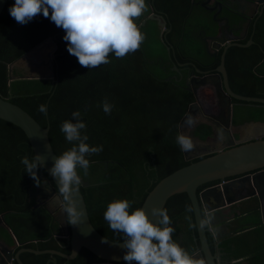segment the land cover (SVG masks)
<instances>
[{
	"label": "trees",
	"instance_id": "1",
	"mask_svg": "<svg viewBox=\"0 0 264 264\" xmlns=\"http://www.w3.org/2000/svg\"><path fill=\"white\" fill-rule=\"evenodd\" d=\"M152 1L155 7L177 10L175 15L166 17L170 30L164 33L178 58L170 53L165 59L153 60L141 43L137 51L123 58L110 54L109 63L92 69L81 66L68 53L64 30L42 13L21 25L9 13L15 0H7L0 13V96L22 107L40 125L49 126V140L57 156L72 146L60 131L62 122L72 119L74 111L82 113L86 124L82 132L89 137L87 143L102 146L103 150L87 157L90 161L87 175L78 169L83 181L80 190L93 226L115 241L123 240V234L112 231L103 218L109 202L128 199L132 202L130 211L140 208L147 193L161 178L204 157L187 160L176 143L179 122L195 101V93L173 76H177L173 66L179 68L177 60L192 61L188 48L192 43L197 44L194 50L199 51L200 58L201 53L206 55L202 44L197 43L199 37L187 25L190 0H181V3L168 0L166 5L162 0V4ZM164 33L161 37L166 48ZM249 37L254 40L251 46H234L226 53L229 86L238 94L264 97V12L256 19ZM47 38L56 44L52 77L31 76L13 65ZM9 64H12L10 71ZM105 99L113 105L111 114L103 111ZM232 99L236 104L254 105L264 112V103ZM41 104L46 105L47 115L38 111ZM211 132V126L206 123L198 124L194 130L201 139L208 138ZM23 156L29 159L34 156L27 136L20 127L0 118V215L4 216L7 226L1 232L11 243H18L14 252L31 247L69 253V238L64 236L60 223L47 209L34 207L31 193L36 183L25 172L21 163ZM42 172L45 173L43 168L37 170L40 180ZM213 183H204L197 191ZM188 206L192 207L191 201L182 192L170 196L163 209L167 210L171 226L175 228L173 238L195 253L199 241L196 226L190 227L195 222L193 209L187 212ZM238 227L236 231L246 226ZM207 238L213 250L212 234L207 233ZM245 241L238 234L226 239L223 245L233 259L253 258L254 252H243ZM19 257L23 264H90L101 260L86 248H81L71 260L58 254L29 251L21 252Z\"/></svg>",
	"mask_w": 264,
	"mask_h": 264
},
{
	"label": "clouds",
	"instance_id": "2",
	"mask_svg": "<svg viewBox=\"0 0 264 264\" xmlns=\"http://www.w3.org/2000/svg\"><path fill=\"white\" fill-rule=\"evenodd\" d=\"M148 11L146 0H15L9 8L10 16L21 25L41 13L50 18L64 30L68 53L88 69L109 63L110 54L123 58L137 51L145 37L136 21ZM102 108L105 114H111L113 105L105 99ZM38 111L47 115L46 105L41 104ZM71 115L72 119L62 122L60 131L72 146L55 156L48 171L56 181L57 200L63 206L67 222L77 225L83 216L75 198L82 183L78 169L87 175L90 167L87 157L103 149L87 143L89 137L82 132L86 128L82 113L77 110ZM194 123L191 116L185 121L188 126ZM218 131L223 138V131ZM176 143L185 153L195 148L191 137L184 133L177 135ZM42 161L40 154L32 159L21 157L25 172L37 187L46 183L37 175V170L45 166ZM131 207L132 202L128 199H115L108 203L103 213L108 227L123 234L121 246L127 250L123 256L127 264H206L203 257L197 258L196 253L189 252L173 238L175 228L171 226L172 220L166 209H151V215L158 217V222L154 223L144 208L130 211ZM191 211L192 207L188 206L187 212ZM208 223L209 219L205 218L201 226Z\"/></svg>",
	"mask_w": 264,
	"mask_h": 264
},
{
	"label": "water",
	"instance_id": "3",
	"mask_svg": "<svg viewBox=\"0 0 264 264\" xmlns=\"http://www.w3.org/2000/svg\"><path fill=\"white\" fill-rule=\"evenodd\" d=\"M6 1L7 0H0V13ZM150 18L157 20L159 23L158 25L161 27L162 34L165 23L153 16ZM208 38L215 39L219 42L222 41V39L215 36ZM46 43H50L53 45L54 49L56 48V44L53 42L52 38H47L34 46L28 54L36 52ZM228 45L224 48L221 54L220 64L216 68L219 74L216 75L215 87L223 93L229 103L232 98L246 103H264V97L242 95L231 90L224 66V55ZM205 48L206 51L209 52V47L206 42ZM28 54L23 57H26ZM8 67L10 71L12 64H9ZM52 76L53 71L43 77ZM202 84H205V81ZM193 92L196 96V91ZM193 107L191 105L180 120V133L183 122L193 113ZM0 118L13 123L23 130L29 140L34 155L40 154L43 157L42 163L45 165L43 170L53 183L52 190L56 192V181L48 171L52 166L55 156H57L49 140V126L40 125L35 118L22 107L1 96ZM243 132L245 136L241 140H238L236 144L223 146L210 154L202 155L204 157L179 167L161 178L147 193L140 207L144 208L149 218L156 223L158 222V217H153L151 215V209L153 207L164 208L170 196L185 192L191 201L197 230L196 239L199 241L195 253L197 254V258L203 257L206 260V264H218L215 254L210 248L207 233L211 232L218 243H220L218 232L221 228L229 226L233 234H236L238 232L236 231L238 229V227H236L238 221H233L234 218L231 214L227 213V209L233 204H237L236 207H238V202L259 193L260 182L261 179L264 178V121H247L243 123ZM184 154L187 160L198 157L197 155H189L188 152H184ZM45 173L42 172L41 181L47 177ZM49 180L46 182L48 185H51ZM210 181H220V183L207 187L202 191H197L200 185ZM81 184H83V181ZM39 187H41V185ZM210 195L213 196V203H211L208 198ZM55 196L57 198V192ZM75 198L79 201L78 210L83 212V216L79 224L71 225L67 222L66 214L64 213L67 228L64 229L63 232L64 236L69 238V253H64L56 249L38 250L31 247H21L14 252V249L11 250L8 246L4 245L0 239V264H15V262L23 264L19 255L24 251L36 254H58L67 260H71L77 256L81 248L88 249L98 258L106 262H126L123 256L127 250L121 246L123 240H111L102 235L93 226L89 219L86 203L80 188ZM261 201L262 198H260V212L262 213L263 206ZM233 212H235V210H233L232 213ZM205 214H207V217ZM243 215H246V213L237 214L236 219L242 220ZM205 218L209 219V223L207 226H201V222ZM0 224L1 227H7L3 215H0ZM0 237L3 238L2 234H0Z\"/></svg>",
	"mask_w": 264,
	"mask_h": 264
},
{
	"label": "flooded vegetation",
	"instance_id": "4",
	"mask_svg": "<svg viewBox=\"0 0 264 264\" xmlns=\"http://www.w3.org/2000/svg\"><path fill=\"white\" fill-rule=\"evenodd\" d=\"M162 1L165 5L168 2V0ZM146 2L149 5V11L145 12L144 15L136 21L140 30L142 27L146 26L148 20L151 19L150 17L153 16L165 23L162 34L164 32L168 33L170 29L166 25V17L175 15L177 10L168 6H166L168 10L160 8V6L155 7L153 6L152 0H146ZM157 2L161 3V0H157ZM178 3H181V0H178ZM198 8L204 11L203 14L206 18L204 17L203 21L198 22L199 28L193 32L197 35V37H199L200 43L202 44L205 52V42L207 43L209 52H206L205 57L203 56V58H200L199 51H197L198 53L193 51L194 53H192L189 57L192 61L177 60L176 63L179 64V68L173 66L177 72V76H173L176 79L178 78L179 80H182L188 88L196 91L195 101L190 104V106H194V111L190 116L194 119L195 123L192 126H188L185 124V120L182 124L181 133L183 132V127H189L192 136L195 139L206 142L210 141V147L209 145H205L196 148L194 151L188 152L189 155H197L200 157L202 155L210 154L214 150L223 146L236 144L238 140H241L245 136V133L243 132V123L253 121L244 118L243 107L240 108V121H233V112H235L237 106L243 104H236L233 102V99H231V102L229 103L223 93L217 90L215 87V81L216 75H218L219 72L216 68L220 64V58L224 48L229 44L224 55V66L229 83V75L225 65L226 53L234 46L247 48L253 44L254 40L249 36L251 34V29L255 26L256 19L264 12V0H190L188 16L193 10ZM166 33H164L163 37L167 41L166 43L168 46L166 49L168 51V55L170 56V53H173V57L175 56V58H178ZM212 36L218 37L222 39V41L219 42L215 39L208 38ZM170 49L173 51L171 52ZM183 57L185 56H182V58ZM24 59H26L29 71L32 72L34 70H42L46 74H50L53 70L55 49L52 44L46 43L43 48L41 47L36 52L28 54L24 57ZM218 59L219 62H217ZM204 81L205 84H202ZM204 96H209V99H204ZM200 123H206L211 126V135L206 139H201L199 136L194 134L196 126ZM218 130L223 131V138H221ZM48 180L49 177L47 176L42 180V182H46ZM218 183H220V181H215L212 185L205 186L199 191ZM52 186V182L51 185H48L47 182L43 183L41 184V187H37L35 185L34 190L31 193V197L35 201L34 207H43L47 209L56 221L60 223L62 231H64V229L67 228L65 224V215L62 209V204L58 202L55 196L57 190L56 192L53 191ZM262 187L264 186L260 184V193L264 197V190H262ZM236 205L237 204H233L227 209V213L233 216V221H238L236 218L237 214H239V208L236 207ZM233 210H235V212L232 213ZM238 226L239 224L236 227ZM2 230L3 229L0 224V232ZM209 233L212 234L211 232ZM232 234V229L229 228V226H226L221 228L218 232L220 243L215 240L213 234L212 236L218 243L221 250L224 249L222 243L225 238L231 236ZM212 251L214 254L216 253L217 250L215 245ZM223 253L224 255L223 257L221 256L220 260L224 262L222 264H228V262L231 261L230 253L227 251ZM90 264H127V262L110 263L101 259L100 261Z\"/></svg>",
	"mask_w": 264,
	"mask_h": 264
},
{
	"label": "rangeland",
	"instance_id": "5",
	"mask_svg": "<svg viewBox=\"0 0 264 264\" xmlns=\"http://www.w3.org/2000/svg\"><path fill=\"white\" fill-rule=\"evenodd\" d=\"M204 11L200 8L195 9L190 13L187 24L188 26L190 25L189 28L192 29V31H196L199 28L198 22L203 21V18L206 16L203 14ZM159 23L156 20L149 19L146 26L143 27L142 33L144 34V40H143V46L144 49L146 50L147 55L152 58L153 60H158V58H167L168 57V51L167 49L163 46V41L161 37V29L160 26L158 25ZM196 39V38H195ZM197 43L200 44V40L196 39ZM190 44V43H188ZM197 44H191L188 48L190 49V53L197 52V49L194 50V47ZM187 46V45H186ZM194 51V52H193ZM204 51V50H203ZM207 52V51H206ZM198 53V52H197ZM208 53V52H207ZM190 54V55H191ZM205 57L204 53H201V58ZM152 66H156L154 62H151ZM13 65H16L24 71L26 74L31 75V76H44L47 75L44 71L42 70H34V71H29L28 70V65L26 63V59H20ZM45 73V74H44ZM203 98V96H202ZM204 99H209V96H204ZM254 106V105H253ZM250 104H244L237 106L235 109V112H233V121L238 122L240 121V108L243 107V114L244 118L248 120H255V121H264V112L258 110L256 107H253ZM183 132L185 135L190 136L191 139L194 142L195 148H199L205 145H209L210 147V141H199L195 139L192 136L191 130L189 127H183ZM193 150V151H194ZM251 219H257L256 217H252ZM257 234H261L260 237L257 236ZM3 236V235H2ZM243 239L249 240V243L244 246L243 252H254L255 258H249L245 257L248 261L250 259L251 263L250 264H264V227L260 228H255L249 232L243 233L240 235ZM244 258V257H243Z\"/></svg>",
	"mask_w": 264,
	"mask_h": 264
},
{
	"label": "crops",
	"instance_id": "6",
	"mask_svg": "<svg viewBox=\"0 0 264 264\" xmlns=\"http://www.w3.org/2000/svg\"><path fill=\"white\" fill-rule=\"evenodd\" d=\"M260 184L264 186V178L261 179ZM262 188H263L262 190H264V187H262ZM260 192H261V190H259V193H256L254 196L238 202L239 214H241V213L245 214L246 213V215H243L242 220H238V223H236V225L239 224L241 226L244 225V227L245 226L246 227L244 229L238 231L236 234H232L231 236L226 237L225 240L228 239L229 237H235L238 234L241 235L243 233L249 232V231H251L257 227H264V197L261 195ZM208 198L211 201V203L214 202L213 196L210 195ZM260 198H262V201H261L262 206H263V212L262 213L260 212ZM253 216L256 217L257 219H251ZM0 234L3 235V238L0 237L2 243H4V245L8 246L11 250L12 249L15 250V248L17 246V242H15L13 244L6 237L5 234H3L2 232H0ZM213 240H214V238H213ZM224 241H223V243H224ZM223 243H222V245H223ZM248 243H249V240H246L244 244L247 245ZM214 245H215V248L217 250L215 253L217 263L222 264L224 262L220 260L221 256L223 257V255H224L223 252H225V251L228 252V250H226L225 246L223 245L224 249H221L223 251L222 252L220 250V247L218 246V243L215 240H214ZM240 259H241V261H240ZM240 259H233V257H231V261H229L228 264H233L236 261H240V264H250V262L245 257L243 259L242 258H240Z\"/></svg>",
	"mask_w": 264,
	"mask_h": 264
},
{
	"label": "bare ground",
	"instance_id": "7",
	"mask_svg": "<svg viewBox=\"0 0 264 264\" xmlns=\"http://www.w3.org/2000/svg\"><path fill=\"white\" fill-rule=\"evenodd\" d=\"M43 47H44V46H43ZM43 47H42V48H43Z\"/></svg>",
	"mask_w": 264,
	"mask_h": 264
}]
</instances>
